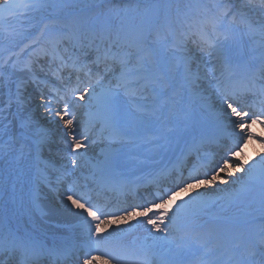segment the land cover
I'll return each mask as SVG.
<instances>
[{"label":"snow or ice","instance_id":"obj_1","mask_svg":"<svg viewBox=\"0 0 264 264\" xmlns=\"http://www.w3.org/2000/svg\"><path fill=\"white\" fill-rule=\"evenodd\" d=\"M181 141L108 198L121 151ZM49 192L78 220L68 264H264V0H0V197ZM37 248L0 228L20 264Z\"/></svg>","mask_w":264,"mask_h":264},{"label":"bare ground","instance_id":"obj_2","mask_svg":"<svg viewBox=\"0 0 264 264\" xmlns=\"http://www.w3.org/2000/svg\"><path fill=\"white\" fill-rule=\"evenodd\" d=\"M106 147V144H99L95 147L94 151L98 155L103 148ZM260 151V145L257 143L254 146L249 145L245 149V154L248 157H252L255 155L256 152ZM7 196L0 197V228H3L6 224L8 226H24V228H29V227H40L42 230H47L46 226L41 222L40 219H38L35 216L36 212H30L27 208V204L23 207L19 205H12L7 203ZM44 197L42 198L41 206L43 208V211L46 208V202H43ZM56 208L54 210L58 212H62L61 215H65V213H68L70 217H74V215L64 209L59 203L54 204ZM7 254V253H4ZM3 258V255L0 256V259ZM5 264H17L16 262L11 261V258H7L5 261Z\"/></svg>","mask_w":264,"mask_h":264},{"label":"rangeland","instance_id":"obj_3","mask_svg":"<svg viewBox=\"0 0 264 264\" xmlns=\"http://www.w3.org/2000/svg\"><path fill=\"white\" fill-rule=\"evenodd\" d=\"M77 3H81V4H90V3H99L100 0H76ZM117 3H124L126 2V0L122 1V0H116ZM75 11V10H74ZM12 27L13 28H17L18 30L20 29L21 27V23L20 21H15V20H12ZM178 146V145H176ZM158 161L155 160V162L151 161V164L154 165L156 164Z\"/></svg>","mask_w":264,"mask_h":264}]
</instances>
